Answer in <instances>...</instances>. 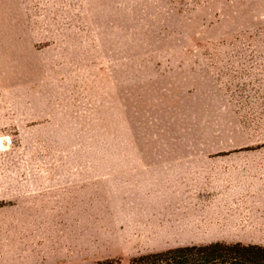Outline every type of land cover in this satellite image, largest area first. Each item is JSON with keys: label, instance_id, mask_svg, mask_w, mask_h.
Returning a JSON list of instances; mask_svg holds the SVG:
<instances>
[{"label": "rangeland", "instance_id": "374dc122", "mask_svg": "<svg viewBox=\"0 0 264 264\" xmlns=\"http://www.w3.org/2000/svg\"><path fill=\"white\" fill-rule=\"evenodd\" d=\"M261 200L264 0H0V264L263 242Z\"/></svg>", "mask_w": 264, "mask_h": 264}, {"label": "trees", "instance_id": "16d2710c", "mask_svg": "<svg viewBox=\"0 0 264 264\" xmlns=\"http://www.w3.org/2000/svg\"><path fill=\"white\" fill-rule=\"evenodd\" d=\"M90 264H122L120 259ZM129 264H264V245L213 241L139 254Z\"/></svg>", "mask_w": 264, "mask_h": 264}, {"label": "crops", "instance_id": "0c3cea01", "mask_svg": "<svg viewBox=\"0 0 264 264\" xmlns=\"http://www.w3.org/2000/svg\"><path fill=\"white\" fill-rule=\"evenodd\" d=\"M170 176V175H168ZM180 177H184V178H189L186 174H181ZM253 206L255 207L254 209L250 210L254 215H258V214H262L264 213V200L259 201L258 203H256V201H254ZM262 207V208H260ZM252 221V220H251ZM254 226L255 228L257 227V229H264V218H261L257 221H254ZM249 225V224H248ZM247 225V226H248ZM217 241V240H216ZM218 241H223V240H218ZM234 242H241V241H234ZM210 243V242H209ZM226 243H231V242H226ZM241 243H245V242H241ZM245 244H260V245H264V241L263 242H249V243H245Z\"/></svg>", "mask_w": 264, "mask_h": 264}]
</instances>
